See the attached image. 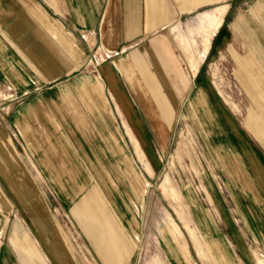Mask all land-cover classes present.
Returning <instances> with one entry per match:
<instances>
[{
  "label": "crops",
  "instance_id": "obj_1",
  "mask_svg": "<svg viewBox=\"0 0 264 264\" xmlns=\"http://www.w3.org/2000/svg\"><path fill=\"white\" fill-rule=\"evenodd\" d=\"M214 4L218 5L190 17ZM235 5L245 13L236 16L239 43L252 45L250 55L234 56L237 80L254 95L264 118V0H0V264L5 252L15 253L10 264H51L19 220L10 234L13 248L2 247L9 220L6 200L44 249L53 250L42 180L65 204L85 191L73 217L90 234L85 221L95 222L107 213L111 220L104 226L111 233L100 230L84 238L98 251L101 264H128L136 239L132 206L141 200L136 190L141 179L129 178L137 172L132 157L140 172L154 174L148 141L154 135L165 145L169 93L188 88L197 72L186 65L187 73H182L172 43L185 61L197 58L198 42L190 36L199 18L207 22L196 26L207 32L200 57L205 59L224 14ZM27 93L33 95L22 99ZM207 100L204 93H195L188 108L205 129L200 109L211 115ZM261 134L264 137L262 128ZM254 160L250 159L262 180ZM180 204L188 215L190 207L182 194ZM210 256L217 262L211 252Z\"/></svg>",
  "mask_w": 264,
  "mask_h": 264
},
{
  "label": "rangeland",
  "instance_id": "obj_2",
  "mask_svg": "<svg viewBox=\"0 0 264 264\" xmlns=\"http://www.w3.org/2000/svg\"><path fill=\"white\" fill-rule=\"evenodd\" d=\"M216 5L202 7L190 17ZM238 11L235 5L228 15L224 14L223 26L212 38L205 59L200 57L205 50L207 38L204 33L207 32L197 31L196 26H204L207 22L201 23L199 18L195 20L194 32L190 36L198 42L194 44L198 50L197 58L185 61V55L177 49L176 43H172V53L179 61L182 73H187L186 65L196 68L197 72L188 88L178 94L169 93L172 106L164 116L167 122L165 145L162 147L154 135L148 141L147 150L155 167L154 174L148 172L147 176V173L140 172L135 156L132 157V167L137 172L129 173V178L141 179V186L138 182L136 190L142 201L132 206L136 239L128 264H227L228 261L232 264H264V137L259 135L260 129H264V118L260 116L254 95L237 80L234 56L245 57L252 52V45L239 43L242 38L235 21L238 14L244 16L245 13ZM256 29L260 33L258 27ZM172 77L176 78L174 74ZM198 92L204 93L212 112L206 116L207 113L200 109L206 129L199 116L188 113L191 98ZM28 94L21 98L33 95ZM192 110L197 111L196 108ZM225 155L230 162L225 161ZM252 158L260 168L262 180L250 161ZM36 175L42 180L40 173L36 172ZM102 175L104 178L105 173ZM42 184L48 196L49 234L55 243L53 250L44 249L35 231L20 218L15 207L12 211L14 205L6 200L9 220L2 247L13 248L10 234L13 223L19 220L22 231L27 232L34 243V238L39 241L41 249L38 247V253L42 257L47 255L51 264H101L98 251L92 249L84 234L92 236L100 230L111 233L104 226L111 220L110 216L105 213V217L100 215L95 222L86 220L85 230H90L91 235L87 234L72 214L85 191L76 201L65 204L61 202L59 192L46 186L43 180ZM181 194L183 203L190 207L188 215L180 204ZM23 206L29 207L28 204ZM111 223L117 225L114 220ZM194 224L209 242L210 250ZM38 227L44 228V224ZM114 231L117 232L118 228ZM220 249L227 251L230 258L226 253L220 255ZM210 252L216 256L217 262ZM4 258V263L10 264V259L16 256L5 252Z\"/></svg>",
  "mask_w": 264,
  "mask_h": 264
}]
</instances>
